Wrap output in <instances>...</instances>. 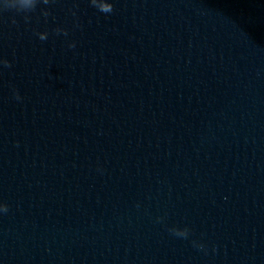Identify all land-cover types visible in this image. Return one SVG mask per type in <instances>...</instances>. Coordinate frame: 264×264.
I'll list each match as a JSON object with an SVG mask.
<instances>
[{
  "label": "water",
  "instance_id": "water-1",
  "mask_svg": "<svg viewBox=\"0 0 264 264\" xmlns=\"http://www.w3.org/2000/svg\"><path fill=\"white\" fill-rule=\"evenodd\" d=\"M108 2L0 11V264H264V0Z\"/></svg>",
  "mask_w": 264,
  "mask_h": 264
},
{
  "label": "clouds",
  "instance_id": "clouds-1",
  "mask_svg": "<svg viewBox=\"0 0 264 264\" xmlns=\"http://www.w3.org/2000/svg\"><path fill=\"white\" fill-rule=\"evenodd\" d=\"M38 2H40V0H2V2H0V11L15 10L17 12H30L36 8ZM42 2L44 4H47L49 0H42ZM91 4L103 13H110L113 10V6L110 2H108V0H91ZM44 14L47 15V12H45ZM39 35L41 40L47 38L46 33H41ZM70 47H75V45H70ZM5 63L7 62L5 61ZM3 210L7 211V207L3 206ZM173 231H175L176 234L180 236L186 237L188 234V229H174Z\"/></svg>",
  "mask_w": 264,
  "mask_h": 264
}]
</instances>
